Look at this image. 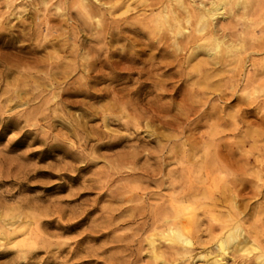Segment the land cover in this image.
I'll return each mask as SVG.
<instances>
[{
  "label": "rangeland",
  "instance_id": "374dc122",
  "mask_svg": "<svg viewBox=\"0 0 264 264\" xmlns=\"http://www.w3.org/2000/svg\"><path fill=\"white\" fill-rule=\"evenodd\" d=\"M174 1L0 0V264H262L264 0L213 58Z\"/></svg>",
  "mask_w": 264,
  "mask_h": 264
},
{
  "label": "bare ground",
  "instance_id": "6f19581e",
  "mask_svg": "<svg viewBox=\"0 0 264 264\" xmlns=\"http://www.w3.org/2000/svg\"><path fill=\"white\" fill-rule=\"evenodd\" d=\"M200 1V0H199ZM206 1V0H205ZM208 2H202L200 1L199 3L201 5L198 4V6L196 7H192L191 9H189L188 7V1H186L187 3L185 4L184 0H175L174 2H177L180 6V8H182L184 11L181 14H174L173 11L171 10H165L163 15L160 17V24L164 25L166 23H171L170 21H173V31L175 33V35H179L183 32V30H186V24H189L193 27V33H191V35H189L195 42L196 47L195 48H201L204 51H206L208 57H212V56H216V54L221 53V52H225V53H231L234 49H236L238 47V44L240 45L241 43L239 42H235V40H233L234 38H232L231 36L230 38H232V40L234 41L232 43L231 39L230 41L227 40V35L225 34L223 29V34H220V30L223 28L221 27V29H215L212 26V20L217 16L221 15L222 18L221 19H226V15H230V13L232 12L233 8L235 6L238 5H242L243 9H245L248 5H250L249 3L251 2V0H207ZM254 1V0H253ZM165 2V1H164ZM173 2V3H174ZM197 2V1H195ZM163 3V1H162ZM162 3L160 5H162ZM172 3V2H171ZM192 3V2H191ZM198 3V2H197ZM256 3V1H255ZM175 4V3H174ZM173 4V5H174ZM252 4V3H251ZM172 5V4H171ZM257 5V4H256ZM255 5V6H256ZM260 5V4H259ZM175 6V5H174ZM241 6V7H242ZM254 6V3H253ZM252 6V7H253ZM258 6V5H257ZM256 6V7H257ZM161 7V6H160ZM239 7V6H238ZM255 7V8H256ZM249 8V7H248ZM247 8V9H248ZM254 8H251V10ZM264 9V8H262ZM164 10V9H163ZM250 10V8L248 9ZM251 10L249 11L251 13ZM257 10V8H256ZM255 10V12H256ZM160 11V10H159ZM162 11V10H161ZM182 11V10H181ZM160 13V12H159ZM236 13V12H234ZM247 13V10H246ZM249 13V14H250ZM253 14V13H252ZM251 14V15H252ZM255 14L258 13H254L253 16H255ZM159 15V14H157ZM161 15V14H160ZM248 16V15H247ZM245 16V17H247ZM252 16V17H253ZM230 17V16H228ZM238 17V16H237ZM243 17V16H242ZM242 17L240 16V18L242 19ZM251 16H249V18H252ZM255 18V17H254ZM229 19V18H228ZM252 20V19H251ZM255 20V19H254ZM253 20V21H254ZM227 21V20H226ZM229 21V20H228ZM249 21V20H248ZM223 23V22H221ZM171 25V24H170ZM228 25V24H227ZM218 26V25H217ZM223 26H225L223 24ZM228 27V26H227ZM227 30V29H226ZM186 32V31H185ZM56 36V35H55ZM189 37V38H190ZM243 37V36H242ZM243 39V38H242ZM244 40V39H243ZM237 41V40H236ZM246 42V41H244ZM249 44V43H248ZM240 47V46H239ZM238 49V48H237ZM220 55V54H219ZM217 55V56H219ZM223 55V54H222ZM230 57V56H229ZM213 58V57H212ZM232 58V57H231ZM222 59V58H221ZM216 60V59H214ZM220 60V57H219ZM202 61V60H201ZM232 61V60H231ZM230 61V62H231ZM217 62V61H216ZM252 62V61H251ZM250 62V64H251ZM254 63V62H253ZM235 64V63H234ZM254 65V64H253ZM256 65V64H255ZM230 66V65H229ZM208 70V69H207ZM230 72V71H229ZM233 72V71H232ZM207 74H205L206 76ZM212 75V74H211ZM54 76V75H53ZM212 78V77H211ZM248 78V77H247ZM206 79V78H205ZM250 80V79H249ZM251 81V80H250ZM206 82H209V80ZM229 82V80H228ZM249 83V82H248ZM202 85V84H201ZM209 85V84H208ZM229 85V84H228ZM220 86V85H219ZM251 87V82L250 85ZM262 86V85H261ZM211 87V86H210ZM227 87V86H226ZM249 88V87H248ZM253 88V87H252ZM255 88V87H254ZM219 89V88H218ZM251 89V88H250ZM249 89V90H250ZM256 90V89H255ZM254 90V92H256ZM261 90V89H260ZM259 91V89H258ZM257 91V92H258ZM223 92V91H222ZM250 92V91H249ZM252 92V90H251ZM221 93V92H220ZM242 93V92H241ZM250 94V93H249ZM255 93H253V96ZM251 95V94H250ZM247 97V96H246ZM252 97V95L250 96ZM264 97V96H262ZM196 98V97H195ZM248 98V97H247ZM198 99V98H197ZM236 104V103H235ZM216 118V117H215ZM227 124V123H226ZM221 129V128H220ZM213 132V131H212ZM254 132V131H253ZM219 133V132H218ZM252 134V132H251ZM259 135V133H258ZM251 136V135H250ZM225 140V139H224ZM214 142V141H213ZM224 142V141H223ZM212 143V142H211ZM208 144V143H207ZM206 145V144H205ZM204 145V146H205ZM211 146V145H210ZM218 147V146H217ZM206 148V147H205ZM222 148V147H221ZM242 148V147H240ZM208 150V149H206ZM204 151V150H203ZM204 153V152H203ZM205 154V153H204ZM221 154V153H220ZM215 155V154H214ZM230 157V156H229ZM229 160V159H228ZM227 160V161H228ZM232 161V160H231ZM216 163V162H215ZM235 167V166H234ZM226 170V169H225ZM237 170V169H236ZM235 175V174H234ZM237 177V176H235ZM236 181V179H235ZM238 181V180H237ZM243 231V228L237 224L233 227L232 231L226 236V238L221 240V248L222 251L225 253L229 247L233 244H235L238 239L239 236L241 234V232ZM168 237L170 241H173V239L182 244V247L187 248L186 246L190 245V239L187 237H183L182 231L178 228V227H171L168 231ZM219 246V245H218ZM220 247V246H219ZM180 251L182 249H179ZM257 260L258 261H262V264H264V254H259L257 256Z\"/></svg>",
  "mask_w": 264,
  "mask_h": 264
}]
</instances>
